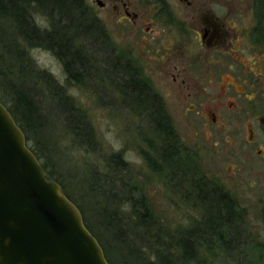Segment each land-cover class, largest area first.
<instances>
[{
  "label": "rangeland",
  "instance_id": "1",
  "mask_svg": "<svg viewBox=\"0 0 264 264\" xmlns=\"http://www.w3.org/2000/svg\"><path fill=\"white\" fill-rule=\"evenodd\" d=\"M86 2L92 4L94 0ZM252 11L254 12L253 9ZM108 26L110 30L114 29L111 22ZM112 38L117 41L116 30L112 31ZM28 50L31 53L33 49ZM32 55L47 70L38 68L32 59L31 69L27 72L34 71V66L36 73L45 71L51 80L48 85L43 78L35 80L29 73L24 75L26 89L38 104L40 113L38 122L35 123L38 138L43 142L44 153L49 155L46 158L41 153L40 162L45 165L47 174L57 176L61 187L81 207L86 203L93 207L92 203L100 200H95L96 191L117 196V205L110 206L108 212L118 227L115 231L95 229V235L109 248L115 262L130 264L136 259L140 261V257L155 260L159 246L155 245L156 248L151 250L148 246L150 242L161 243L165 236L168 243L174 244L176 236L183 232L203 233L205 229L201 230L200 224L204 220V209L197 200L187 198L182 190L183 180L180 175L185 172L189 173V183L192 185L196 184L195 179L199 177H205L208 181L216 180L217 186L232 196L231 201L235 206L228 221L230 229L226 226L218 228L219 232L233 237L228 239L233 247L227 251L216 238L212 242L202 238L199 253L201 260L206 264H264V192L259 193L249 187L253 172H264L263 161L206 159V151L200 152L201 159H194L184 153L180 158L182 163L172 173L169 166L159 161L162 143L155 130L150 127V124H154V119L150 116L141 118L143 113L139 114L135 111L136 107L128 105L122 94L123 85L110 82L105 74L93 75L92 79L78 82L67 76L63 62L55 55L56 60H52L43 50ZM253 81L260 86L259 91L264 93V79ZM69 88L79 89V96L68 95ZM0 97L4 99L1 92ZM66 99H74L76 106L87 115L95 131L94 142L88 141L84 131L77 134L78 131L70 121L69 110L65 107ZM5 102L7 106H11L10 99L5 98ZM102 118L115 124L124 146L121 152H113L104 141L99 123ZM172 120L183 144L196 148L194 143H205V137H194V132L185 129L179 115L173 113ZM30 139L29 146L40 153L33 137ZM128 149H133L142 157V165L132 166L125 162L123 156ZM115 154L126 163L125 169L113 163L111 158ZM260 196L261 205L257 201ZM126 202L131 206L130 211L122 212L121 205ZM143 202L141 207L136 204ZM145 205L155 219L150 230L139 214L144 212ZM93 213L89 212L88 216L93 217ZM233 234L239 236L235 238ZM216 240L217 242H213ZM118 249L119 255L114 252ZM170 253L173 257L174 251L171 250ZM171 261L176 264L173 259Z\"/></svg>",
  "mask_w": 264,
  "mask_h": 264
},
{
  "label": "flooded vegetation",
  "instance_id": "2",
  "mask_svg": "<svg viewBox=\"0 0 264 264\" xmlns=\"http://www.w3.org/2000/svg\"><path fill=\"white\" fill-rule=\"evenodd\" d=\"M84 1L114 45L107 46L114 51L106 53L104 73L111 81L116 67L120 75L113 82L123 88L138 83L140 91L130 95L135 98L128 105L143 113L141 118L155 115L154 99L159 98L174 129L173 113L194 137H205L203 145L194 143L196 148L183 144L190 158L201 159L200 152L206 151V159L264 163V93L253 81L264 79V39L256 30L253 0ZM141 102L144 108L138 107ZM150 127L157 129L154 124ZM181 173L185 196H198L203 189L189 183V173ZM262 173L250 176V189L259 193L264 192ZM209 181L214 194L220 187L216 180ZM257 201L262 204L261 196Z\"/></svg>",
  "mask_w": 264,
  "mask_h": 264
},
{
  "label": "trees",
  "instance_id": "3",
  "mask_svg": "<svg viewBox=\"0 0 264 264\" xmlns=\"http://www.w3.org/2000/svg\"><path fill=\"white\" fill-rule=\"evenodd\" d=\"M253 9L257 18V33L264 39V0H253ZM90 11L84 0H0V92L4 97V99L0 97V101L7 107V110L10 111L18 125L25 132L28 145L31 142L30 138L33 137V141L36 143L40 153L33 147H29L36 154L39 161L42 158L41 153L46 158L49 155L44 153L43 142L38 138L35 123L38 122L37 118L40 117V113L38 104L26 89L27 81L24 75L29 73L31 78H36L35 80L43 78L48 85H50L51 80H49L50 76L45 71L36 73L34 66V71L27 72L31 69L30 63L33 62L28 49L43 48L53 52L63 62L67 76L78 82L83 79H92L93 75L103 76L105 74L104 62L106 53L109 51L112 54L114 51L112 48L107 49V46L109 44L114 47V45L105 34L101 21L93 16ZM37 12L47 16L51 26L50 31H41L35 25L33 17ZM113 58V55H111V60ZM115 58L117 59L118 57ZM119 75L118 68L113 67L110 78L114 77V79H111L110 82H113L112 80H115ZM127 76L131 79L135 77L134 73H127ZM134 82L126 85L122 90V94H124L128 104L133 103L132 99L135 98L130 95L140 91L138 83ZM5 98L10 99L11 106L6 105ZM154 101L156 102L157 110L152 117L154 124L157 125V129L154 132L162 143V145L160 143L161 155L159 161L163 165L169 166L173 173L174 169L178 168L179 163H182L180 158L186 151L179 135L172 127L160 99L157 98ZM64 103L67 111L69 110L70 121L75 130L78 131L77 134L84 131L85 137L89 139L88 141L93 140L94 142L95 131L91 127L87 115L83 114L80 108L76 106L74 99H66ZM145 106L146 104L143 105V102H141L138 107L144 108ZM145 157L147 158V156ZM111 159L117 167L125 169L126 163L117 154ZM152 166L157 170L154 164ZM43 169L48 179L59 183L56 175L47 174L45 165H43ZM194 173L196 174V172ZM198 179H195L197 185L194 187L203 189L202 192L198 196H196V193H190L187 198L190 197L192 200H197L200 205L204 206V220L200 225L201 230L205 229V232H200V234L183 232L176 236L174 244L168 243L165 240V236H163L161 243L153 244L154 242H150L148 244L151 250L156 248L155 245L159 246L157 247L156 257H154L155 260L140 257V261L136 259L130 264H173L171 259L176 264H206L201 260V255H199L200 247L202 246L200 240L202 238L208 239L210 242L216 238L220 242V246L227 251L233 247L231 241H228V239L233 237L218 230V228L224 226L230 229L228 221L232 209L235 208L233 202L221 189H217L212 194L213 192L211 193L210 190L213 187L207 178L199 177ZM62 189L67 198L80 209L87 228L101 244L109 264H121L114 261L108 250L109 248L95 235V229L105 228L115 231L118 227L111 220L108 212L110 206L117 205V196L115 194L99 193L95 190V200H100L94 203L91 202L93 207L89 206L88 203L81 207L67 194L63 187ZM136 204L141 207L144 202ZM89 212H94L92 214L93 217L88 216ZM139 214L140 218H142L141 220L146 222L147 229L150 230L155 219L147 206L144 208V212H139ZM233 235L235 238L239 236L237 234ZM149 238L148 242L150 241ZM217 240L213 242H217ZM171 250L174 251L173 257L170 253ZM114 252L117 255L120 254L119 249Z\"/></svg>",
  "mask_w": 264,
  "mask_h": 264
},
{
  "label": "water",
  "instance_id": "4",
  "mask_svg": "<svg viewBox=\"0 0 264 264\" xmlns=\"http://www.w3.org/2000/svg\"><path fill=\"white\" fill-rule=\"evenodd\" d=\"M0 264H109L80 209L47 178L1 101Z\"/></svg>",
  "mask_w": 264,
  "mask_h": 264
},
{
  "label": "clouds",
  "instance_id": "5",
  "mask_svg": "<svg viewBox=\"0 0 264 264\" xmlns=\"http://www.w3.org/2000/svg\"><path fill=\"white\" fill-rule=\"evenodd\" d=\"M217 6L223 8L225 12L228 11V8L226 5H222L218 3ZM209 10H211L215 14V16L220 19V16L216 12L215 8H211ZM33 22L41 31L51 30L49 20L47 16L45 15H41L39 13L35 14L33 17ZM38 50L46 51L48 56L51 57L52 60H56V58L49 50L39 49V48H34L32 50L30 55L32 56L34 63H36V66L38 68H41L42 70H47L39 63L36 57L32 55V53H35ZM67 94L70 96H79V89L69 88L67 89ZM99 123H100V132L102 133L103 139L106 142V144L111 148L113 152H116V153L121 152L124 146H123L121 138L119 137L118 130L115 124H113L110 120L106 118H102L99 121ZM123 159L125 160L126 163L132 166H140L143 164L142 157L139 156L133 149H128L127 151H125ZM130 207H131L130 204L126 202L121 205V211L128 212L130 211Z\"/></svg>",
  "mask_w": 264,
  "mask_h": 264
}]
</instances>
